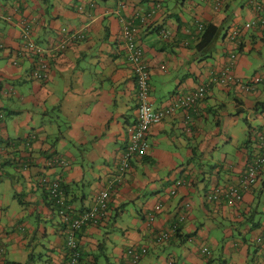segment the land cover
<instances>
[{
    "label": "crops",
    "instance_id": "0c3cea01",
    "mask_svg": "<svg viewBox=\"0 0 264 264\" xmlns=\"http://www.w3.org/2000/svg\"><path fill=\"white\" fill-rule=\"evenodd\" d=\"M223 2L0 0L1 264L61 263L67 223L50 206L44 183L53 180L76 211L111 193L107 220L77 236L82 264H264V167L253 187L239 189L240 201L208 198L238 186L264 134V0ZM129 22L150 68L152 110H174L121 173L138 93L123 35ZM209 23L220 30L206 43L198 25ZM25 27L48 65L46 81L32 79L37 57L24 48ZM62 27L83 29L84 38L52 50L67 37ZM229 66L242 83L215 80ZM201 85L204 99L174 107ZM163 232L169 239L157 243ZM141 247L133 263L126 251Z\"/></svg>",
    "mask_w": 264,
    "mask_h": 264
},
{
    "label": "built area",
    "instance_id": "2783aa9c",
    "mask_svg": "<svg viewBox=\"0 0 264 264\" xmlns=\"http://www.w3.org/2000/svg\"><path fill=\"white\" fill-rule=\"evenodd\" d=\"M126 1L127 0H120L119 6L121 8L125 7ZM214 2L216 9H219L221 7L223 8V0H214ZM92 5L95 7L94 4ZM255 6L257 10L261 9V5H259L258 3H256ZM149 15H151V13ZM142 17L143 19H146V17L144 18V14H142ZM261 22L264 24V17L261 19ZM131 23L129 22L124 24L123 35L128 57L130 62L133 64V70L136 74L137 79L138 93L136 105V124L131 128V140L128 144L127 150L123 155L122 162H120L119 170L121 173L129 168L130 162L135 156H143L147 153L150 147V141L148 138L150 128L155 125L161 124L162 121L174 110V108H172V110L169 108L153 111L150 106V68L144 60V53L142 52L140 45L135 41L134 34L136 28L131 26ZM253 24L254 22L245 24L242 31H231L228 35L229 39L231 41L238 39L239 36H242L243 31L250 29ZM202 27L203 24L198 25L199 29H202ZM81 31H83V29H75L69 32L66 27H62L60 29V33L67 37L59 38V43L55 47H53L52 50L65 48L69 39H73L76 37L83 39L84 36ZM162 34L164 36L163 32H161V36ZM21 35L24 48L28 52L34 54L37 58L39 57V59H37L35 70L32 73V79L40 82L47 80L50 76L48 72V65L43 58L40 59L42 50L37 48L33 40L31 39L30 28L25 27ZM236 59L237 55L234 54L231 56V65L236 61ZM215 80H217L223 86L242 83L239 78H236L233 75L230 66L224 68L223 70H219V72H217V77H215ZM255 80L258 81L259 78H256ZM242 86L245 90H249L251 88V86L247 82L245 83V85L242 84ZM208 92V85H201L195 91L183 95L182 98L176 100L174 107L182 108L185 106L197 104V102L201 101L206 95H208ZM259 141L261 152L257 157L253 159L251 165H248L245 172L240 176L238 186L229 188L228 191L224 194H222L220 190L215 189V191H213V193L208 197L210 200H220L224 198L227 199L230 204H233L241 200L239 189L249 190V188L253 187L256 184L259 178V172L264 167V134L260 136ZM48 163L51 165L54 163H64V161L62 159L52 158L48 160ZM44 186L54 202L56 212L67 223L65 242L66 247L69 250L68 264H80L78 263L79 248L77 234H79L80 231L87 227L101 225L105 220H107L108 204L111 193H109L108 190L101 191L97 197L96 204L93 207L83 211H76L72 209V207L67 203L63 194V189L59 182L55 180L45 181ZM175 192L176 191H173L172 193L175 194ZM156 209L158 212L161 210L160 207H156ZM154 219L155 217L153 215L149 216L150 221H153ZM168 239L169 234L164 232L157 234L155 237V241L157 243L166 242ZM257 241H260V243L262 244L264 243V233L258 237ZM146 251L147 249L145 247H141L139 251L130 249L128 253H130L131 255V261L133 263H137L139 261V258L143 254H145ZM201 251L203 253H209L207 247H202ZM4 252L5 248L0 244V264L2 263ZM49 264L54 263L51 262Z\"/></svg>",
    "mask_w": 264,
    "mask_h": 264
},
{
    "label": "trees",
    "instance_id": "16d2710c",
    "mask_svg": "<svg viewBox=\"0 0 264 264\" xmlns=\"http://www.w3.org/2000/svg\"><path fill=\"white\" fill-rule=\"evenodd\" d=\"M219 27L218 26H216L215 24H213V23H209V24H207V25H205V26H203L202 27V31H201V33H202V35H201V38H202V40L204 41V42H206V43H210V42H212L213 40H215V38L218 36V34H219ZM37 59H39V57L37 58ZM44 81H46V80H44ZM53 204V206H54V202H51V204H50V206ZM55 208V207H54ZM55 211H56V208L54 209ZM66 231L67 230H65V234H64V244H65V254H64V256H63V259L61 260V263H59V264H68V260H69V250H68V248L66 247V242H65V235H66ZM78 235V234H77ZM78 251H79V258H78V263H80V264H82L81 263V257H82V254H81V251H80V246H79V241H78ZM130 249H128L127 251H126V253L130 256V258H131V255H130V253H128V251H129ZM132 260V259H131ZM50 262H47V264H49Z\"/></svg>",
    "mask_w": 264,
    "mask_h": 264
}]
</instances>
